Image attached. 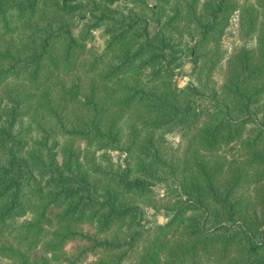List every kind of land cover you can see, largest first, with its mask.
<instances>
[{
	"label": "trees",
	"instance_id": "16d2710c",
	"mask_svg": "<svg viewBox=\"0 0 264 264\" xmlns=\"http://www.w3.org/2000/svg\"><path fill=\"white\" fill-rule=\"evenodd\" d=\"M0 264H264V0H0Z\"/></svg>",
	"mask_w": 264,
	"mask_h": 264
},
{
	"label": "rangeland",
	"instance_id": "374dc122",
	"mask_svg": "<svg viewBox=\"0 0 264 264\" xmlns=\"http://www.w3.org/2000/svg\"><path fill=\"white\" fill-rule=\"evenodd\" d=\"M154 0H150V2H153ZM100 31H97L96 34L99 35ZM98 43H102V39L98 38ZM245 43H248V45H254L255 40H244L242 37V31H241V22H240V12L236 11L230 20V23L228 27L225 30V34L222 38V46L223 49L226 51V57L224 58L221 66L216 72V79L220 82L222 79V73L223 69L225 67L226 59L231 56L233 53L235 47L244 45ZM192 62L188 58L185 59L182 66L178 68L179 75L176 77V80L179 84V86H185L189 83L191 80V77L189 76V73L192 70ZM171 141L173 142V145L175 147H181L182 146V136L175 134L171 136ZM112 154L114 155L115 161L119 159V154L117 151H113ZM120 160H123V156ZM176 188V185L174 183L170 182H164L160 183L155 186V196H156V205L153 207H145V218L149 225H152L154 223H161L163 224L165 221L170 219V212L165 208V205L171 204L173 200H170L169 196L167 195L168 192L173 191Z\"/></svg>",
	"mask_w": 264,
	"mask_h": 264
}]
</instances>
